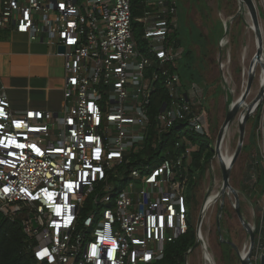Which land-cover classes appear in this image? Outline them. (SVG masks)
<instances>
[{
	"label": "built area",
	"instance_id": "2783aa9c",
	"mask_svg": "<svg viewBox=\"0 0 264 264\" xmlns=\"http://www.w3.org/2000/svg\"><path fill=\"white\" fill-rule=\"evenodd\" d=\"M132 2L0 0V37L64 49L58 115L14 112L0 88V215L20 223L36 264H157L189 230L197 151L189 135L210 136L207 89L183 86L175 71L183 57L171 39L175 0H141L143 51L133 38ZM257 139L264 178V111ZM260 189L252 264L264 248V182ZM202 225L195 238L205 249Z\"/></svg>",
	"mask_w": 264,
	"mask_h": 264
},
{
	"label": "rangeland",
	"instance_id": "374dc122",
	"mask_svg": "<svg viewBox=\"0 0 264 264\" xmlns=\"http://www.w3.org/2000/svg\"><path fill=\"white\" fill-rule=\"evenodd\" d=\"M253 1L256 10L258 9L260 34L264 42V0ZM176 13L178 40L190 54L180 61L193 73V80L185 82L200 81L207 89L205 101L214 154L213 159L203 164L201 171L196 172L197 182L190 180L186 194L189 196V230L196 236L199 222L203 223L207 247L202 249L197 245L187 254L184 264H241V253L248 252L249 236L236 216L234 196L227 191L220 193L222 174L218 159V136L228 111L244 92L247 72L256 55V34L248 22L247 11L239 0H177ZM254 71L245 105H249L261 90V71L259 67ZM242 111L243 108L238 109L234 119L224 130L223 152L227 156H232L237 148L238 120ZM262 111L264 99L245 125L243 147L229 176V184L237 195L241 216L254 230V234L261 226L259 214L263 207L260 186H254L251 178L255 173L253 167L259 169L255 165L260 159L258 124L255 122ZM185 131L188 129L184 128L182 133ZM217 193L214 204L203 211L207 199ZM203 251H206L204 255Z\"/></svg>",
	"mask_w": 264,
	"mask_h": 264
},
{
	"label": "crops",
	"instance_id": "0c3cea01",
	"mask_svg": "<svg viewBox=\"0 0 264 264\" xmlns=\"http://www.w3.org/2000/svg\"><path fill=\"white\" fill-rule=\"evenodd\" d=\"M141 6L138 19L144 11L142 3ZM173 35L174 32V41ZM63 82V58L46 44L31 43L18 34L1 37L0 88L14 112L32 109L58 115L64 105Z\"/></svg>",
	"mask_w": 264,
	"mask_h": 264
},
{
	"label": "trees",
	"instance_id": "16d2710c",
	"mask_svg": "<svg viewBox=\"0 0 264 264\" xmlns=\"http://www.w3.org/2000/svg\"><path fill=\"white\" fill-rule=\"evenodd\" d=\"M141 2L140 0H133L132 2V14H133V38L137 43L138 48L143 51L144 44L141 41L143 28L142 26L136 22L141 13ZM179 30L176 29L174 31V42L177 47H181L183 49V58L189 57L188 50H184L181 46V42L178 40ZM181 59V60H182ZM175 71L180 77L181 84L183 86L191 83H186L185 80H193V73L188 68V66L181 61L175 67ZM193 83V82H192ZM200 83V81L194 82ZM154 108V113H155ZM259 116L256 118L255 124H258ZM176 137V131H174V139ZM190 141L197 144V151H195L192 155L193 162L191 164V168H189V172L194 173V178L192 181L197 182L198 172L202 170L203 164L208 163L213 159L214 154L211 149V138L208 137H200L197 135H189ZM134 157H137L135 155ZM136 163L132 162L126 164L125 168L129 169L133 167ZM258 177V185L262 186L264 182L263 174L260 170L255 169ZM197 172V173H196ZM190 187V186H189ZM188 194V193H187ZM187 195V199H188ZM91 203V199L88 200L87 205L83 211V216L88 213L89 205ZM258 231V230H257ZM257 233V232H256ZM255 233V235H256ZM262 241L264 242V226L261 229ZM33 244V243H32ZM196 238L195 236L188 230L187 234L177 240L175 243L167 245L165 250L164 258L161 262L157 264H184L186 260L187 254L195 248ZM0 264H36L33 260L29 245L25 242L24 234L21 230L20 223H10L8 220H4L0 215Z\"/></svg>",
	"mask_w": 264,
	"mask_h": 264
},
{
	"label": "water",
	"instance_id": "95a60500",
	"mask_svg": "<svg viewBox=\"0 0 264 264\" xmlns=\"http://www.w3.org/2000/svg\"><path fill=\"white\" fill-rule=\"evenodd\" d=\"M239 1L242 3V5L245 7V9L247 11L248 17L252 23L254 32L256 34V40H257L256 55H255L253 61L251 62L249 70H248L246 86H245L244 92H243L240 100L237 102L239 104H244L246 98L248 97V95L250 93V87L252 84L255 66L262 59L263 40H262V36L260 34L258 14H257V10L255 7L254 1L253 0H239ZM63 53H64V49L62 47H60L58 49V54H63ZM263 72H264V67H263ZM263 98H264V84L261 87L259 94L248 105V107L245 109L244 113L241 115L240 119L238 120V132H239L238 144H237V148H236L234 154L231 156V160H230L229 164L224 165L223 163H221L222 189H221L220 193L223 194L224 192L227 191L229 194H232L234 196V198L236 200V203H235L236 216H237L240 224L244 228L245 232L249 236V242L250 243H249L248 252L246 253V256L244 259L240 258L241 264H252L251 263V256H252V253H253V250L255 247V234H254V230L243 220V218L241 216L237 195L234 192V190H232V188L230 187V184H229V176H230L231 169H232L233 165L235 164L236 160L238 159V157L241 153L242 147H243L245 125H246L247 121L249 120V118L253 115L255 110L258 109L259 105L262 103ZM237 111H238V105L236 104V105L232 106L229 113L227 114L225 121L223 123V126H222V130L218 136V147L222 141L224 130L232 122ZM30 218L32 219L33 226L36 227V223L33 220V216L30 215ZM196 247H197V243L195 245V248ZM259 264H264V248H263V253L260 256Z\"/></svg>",
	"mask_w": 264,
	"mask_h": 264
},
{
	"label": "bare ground",
	"instance_id": "6f19581e",
	"mask_svg": "<svg viewBox=\"0 0 264 264\" xmlns=\"http://www.w3.org/2000/svg\"><path fill=\"white\" fill-rule=\"evenodd\" d=\"M255 4V3H254ZM257 11H258V9H257ZM248 22H249V24H250V26L253 28V26H252V23H251V21H250V19L248 18ZM227 23V22H226ZM227 25H228V23H227ZM259 27H260V25H259ZM227 30V29H226ZM254 30V29H253ZM260 31H261V27H260ZM247 35V34H246ZM263 40V39H262ZM256 67H259V69H260V71H261V87L263 86V84H264V72H263V67H264V42H263V55H262V59H261V61L260 62H258L257 64H256V66H255V70H256ZM255 72V71H254ZM247 74H248V72H247ZM255 74V73H254ZM247 77V76H246ZM245 77V78H246ZM244 80V79H243ZM238 105V109H242L243 108V111H242V113H241V115L244 113V111H245V109L248 107V105H245V103L244 104H239V103H235L234 105ZM228 110V109H227ZM229 112V111H228ZM241 117V116H240ZM225 131H226V129H225ZM225 131H224V134H223V137H222V139L224 138V136H225ZM228 134V133H227ZM225 141V140H224ZM223 141H221V143H220V145H219V147H218V153H219V157H218V159H219V162L220 163H223L224 165H228L229 164V162H230V160H231V156H227V155H225L224 154V152H223V143H222ZM216 147V146H215ZM220 192V191H219ZM228 196V195H227ZM215 197V195L213 194V195H211V197L208 199V201H212V199ZM209 203V202H208ZM208 242V241H207ZM205 253H203V255H204ZM245 256H246V252H242L241 253V258L242 259H244L245 258Z\"/></svg>",
	"mask_w": 264,
	"mask_h": 264
}]
</instances>
